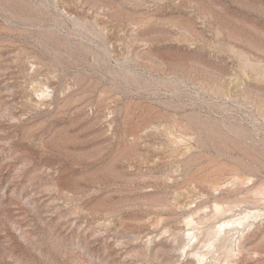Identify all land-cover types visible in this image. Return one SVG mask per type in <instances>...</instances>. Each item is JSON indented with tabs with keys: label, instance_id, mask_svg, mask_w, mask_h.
I'll return each mask as SVG.
<instances>
[{
	"label": "rangeland",
	"instance_id": "374dc122",
	"mask_svg": "<svg viewBox=\"0 0 264 264\" xmlns=\"http://www.w3.org/2000/svg\"><path fill=\"white\" fill-rule=\"evenodd\" d=\"M246 212L202 264H264V0H0V264H198Z\"/></svg>",
	"mask_w": 264,
	"mask_h": 264
},
{
	"label": "bare ground",
	"instance_id": "6f19581e",
	"mask_svg": "<svg viewBox=\"0 0 264 264\" xmlns=\"http://www.w3.org/2000/svg\"><path fill=\"white\" fill-rule=\"evenodd\" d=\"M227 203V201L225 202ZM213 210H214V213L215 215H223L227 210H231V208H227V205H223V203L221 201H215L214 204H213ZM212 210V211H213ZM252 211V210H251ZM250 211V212H251ZM256 211V210H255ZM229 212V211H227ZM250 212H246L244 214H240L239 216L237 217H234V218H230V219H227V220H222V222H220L218 225H216V227L212 228V229H207L206 230V239H204V242H206L208 245H209V248L208 250L206 251H203L202 250V246L201 247H198L199 245H202V244H199L197 245V242L196 243H192V246H193V249H192V252L193 254L197 257V262L198 264H202L206 258V256H208L209 253L212 252L213 254V250L219 245H217V242L218 241H221V240H225V241H230L232 240V238L235 236V230H238V231H241V232H244V230L250 225V221L248 222V219L250 217ZM257 212V211H256ZM254 212V213H256ZM253 213V212H252ZM226 214V213H225ZM193 216V215H192ZM217 216V218H219ZM258 216V215H256ZM191 217V216H190ZM188 217V218H190ZM192 218V217H191ZM251 218V217H250ZM188 222V225H191L192 226V229L196 228V226L194 225V223H197V221L195 222L194 219H191L189 221H186V223ZM200 222V221H198ZM252 223V222H251ZM197 225H199V223H197ZM195 226V227H194ZM191 230V229H189ZM203 230V229H202ZM192 232V231H191ZM190 233V231H189ZM242 235V234H241ZM188 236V235H187ZM199 236H202L200 235V232H194L193 234L190 235V241L193 240V238L195 237V240L198 241L199 239ZM242 237V236H241ZM204 238V237H203ZM202 238V239H203ZM187 239V238H186ZM189 239V238H188ZM234 239V238H233ZM186 241V240H185ZM183 242V241H182ZM195 242V241H194ZM199 242V241H198ZM222 242V241H221ZM240 242V241H239ZM201 243V241L199 242ZM203 243V242H202ZM219 243V242H218ZM190 244V243H189ZM224 244V243H223ZM191 245V244H190ZM233 245V244H231ZM189 247V245H186ZM191 246V247H192ZM204 246V245H203ZM207 246V245H206ZM222 246V245H220ZM184 247V246H183ZM223 247V246H222ZM225 247V246H224ZM240 247H244V244L241 243L240 244ZM185 248V247H184ZM220 249V248H219ZM218 251V250H217ZM189 252V251H187ZM230 252V251H229ZM191 253V252H190ZM216 255V254H215ZM191 256V255H190ZM212 256V255H211ZM195 257V258H196ZM214 257V255H213ZM220 257V256H219ZM194 258V259H195ZM191 259V258H190ZM214 259V258H213ZM221 259V258H220ZM218 259V261L216 262H211V264H236L235 262L233 261H230L228 258H226L225 260H220ZM207 260V259H206ZM216 260V259H215ZM194 261V260H193ZM208 261V260H207ZM213 261V260H212ZM195 264V261L193 262ZM209 263V262H208ZM205 264V263H204Z\"/></svg>",
	"mask_w": 264,
	"mask_h": 264
}]
</instances>
